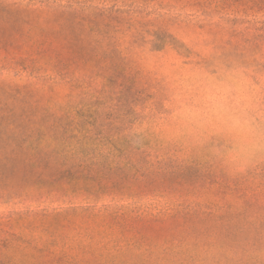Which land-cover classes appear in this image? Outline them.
Segmentation results:
<instances>
[{
	"label": "rangeland",
	"instance_id": "1",
	"mask_svg": "<svg viewBox=\"0 0 264 264\" xmlns=\"http://www.w3.org/2000/svg\"><path fill=\"white\" fill-rule=\"evenodd\" d=\"M0 264H264V0H0Z\"/></svg>",
	"mask_w": 264,
	"mask_h": 264
}]
</instances>
